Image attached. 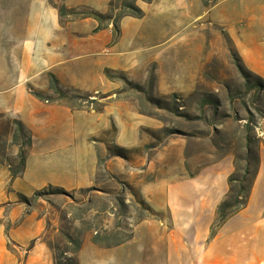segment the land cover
Wrapping results in <instances>:
<instances>
[{
	"label": "crops",
	"instance_id": "crops-1",
	"mask_svg": "<svg viewBox=\"0 0 264 264\" xmlns=\"http://www.w3.org/2000/svg\"><path fill=\"white\" fill-rule=\"evenodd\" d=\"M112 1L62 0L70 9L101 13L108 12ZM137 5L144 15L122 17L121 35L113 42L112 23L95 32L99 24L95 18H63L51 0H0V121L21 120L33 138L20 175L11 180L9 166L0 163V264H55L54 251L44 239L45 217L29 212L19 195L30 197L50 184L91 186L98 155L89 138L106 129L111 120L119 134L125 131L115 108L119 101L102 111H88L47 100L55 93L49 73L55 74L62 90L102 92L112 100L118 84L106 69H135L145 50L162 45L158 42L151 47L149 40L152 33L165 31V18L177 14L181 18L194 5L199 8L194 17L207 14L226 26L245 67L264 77V46L253 31L255 25H264L263 6L257 13L256 4L215 3L206 11L201 0H137ZM89 116L103 120L97 133L87 136L90 145L85 144ZM234 169L233 156H227L196 175L169 182L162 197L151 201L155 209H165L162 218L142 221L133 237L118 246L102 247L91 238L84 239L78 252L80 264H264V149L247 205L213 227ZM7 201L13 202L9 210L2 205ZM140 234H145L142 240ZM35 238L23 258L9 248L11 240L14 248L21 249Z\"/></svg>",
	"mask_w": 264,
	"mask_h": 264
},
{
	"label": "rangeland",
	"instance_id": "rangeland-1",
	"mask_svg": "<svg viewBox=\"0 0 264 264\" xmlns=\"http://www.w3.org/2000/svg\"><path fill=\"white\" fill-rule=\"evenodd\" d=\"M113 1L112 8L123 5V0ZM201 1L202 10L206 11L215 3L256 4L257 13L261 6L264 8V0ZM198 12L199 8L192 5L191 11L182 13L181 18L180 14L165 18V31H153L149 40L151 47L158 42L162 45L145 50L142 63L135 69L113 73L118 87L112 100L102 92L83 90V95L92 96L82 99L70 87L65 92L73 100L58 93L49 96L51 101L56 98L68 105L73 102L91 107L113 106L119 101L115 108L121 114L120 123L126 126L124 133L119 134L111 120L106 129L97 133L102 118L87 117L85 144L89 133L96 132L89 142L100 158L91 186L63 187L62 194L45 187L40 189L45 190V195L36 197L34 192L30 197L25 195L27 199L21 194L18 197L29 212L45 217L44 239L55 247L54 255L61 262H66L64 257L77 255L71 251L74 244L66 233L82 241L92 240L94 230L98 229L103 236L110 232L106 241L112 242L134 233L142 221L162 218L165 209H155L152 202L162 197L168 183L196 175L203 167L227 156L235 159L229 142L232 136L228 135L242 130L246 119L240 118L249 116L245 104L254 113L257 107L264 108V91L259 99L254 95L256 88L248 91L255 77H243L240 70L243 64L226 26L214 22L207 14L196 19L194 15ZM242 14L247 15V10L243 9ZM253 31L264 46V25H255ZM91 99L95 100L89 102ZM256 119V132L264 135V122L258 116ZM15 130L9 120L0 121V163L8 165L10 171L21 167L20 148L13 139ZM18 142L23 145V138ZM2 205L9 210L13 202ZM5 225L10 227L11 223L6 221ZM144 235L139 238L142 240ZM26 249L12 246V251L20 252L22 258ZM69 249L68 255H63Z\"/></svg>",
	"mask_w": 264,
	"mask_h": 264
},
{
	"label": "trees",
	"instance_id": "trees-1",
	"mask_svg": "<svg viewBox=\"0 0 264 264\" xmlns=\"http://www.w3.org/2000/svg\"><path fill=\"white\" fill-rule=\"evenodd\" d=\"M145 1H151V0H145ZM55 4V3H54ZM123 5L120 7L121 10L119 12H116L117 9H120L119 7L117 9L112 8L114 6V1H112L109 5V11L107 13H101L94 9L89 8H83L79 10L70 9L65 6L64 3L61 5L55 4V6L58 8L59 13L61 17H67V16H73L74 18H86V17H93L95 18L99 24L95 28V32L109 26L110 23L113 25V42L117 41L121 35V29L119 22L122 17L126 15H131L135 17H142L144 15V11L137 5L136 0H123ZM240 62L243 61L240 57ZM241 73L243 74V77L249 79L252 75H254L255 80L253 84H251L248 89V91H251L252 89L256 88V92L254 95L256 98H260L263 91H264V78L258 74L248 72L244 66H240ZM114 72L110 69H106V74L110 79H113L115 75ZM253 77V76H252ZM49 80H50V87L53 89L55 93H58L60 97L70 98L73 100L72 96L67 95L65 90L60 89L59 87V81L55 74L49 73ZM250 82V81H249ZM71 89L77 93H79V97L82 99H89L92 95L91 94H82V90L78 88L71 87ZM36 95L40 97H44L39 92L33 90ZM107 97V95L105 96ZM68 98V99H69ZM47 100L51 101L52 99L50 97L46 98ZM95 99H91L92 102ZM53 101H58V99H53ZM69 106L73 107L74 109H81V110H96V111H102L105 107V105H100L98 107H91L90 105H84V104H74L73 102L69 104ZM245 107L249 113V116L247 118H240V119H246V122L242 125V130L235 132L232 135H228V138L232 136L231 141L229 142L233 145L232 151L234 154V166L235 169L233 173L229 177V192L227 193V196L225 199L218 205L217 208V218L213 224V227L220 226L229 216L233 215L243 207H245L248 203L249 196L251 194L255 179L257 177L259 167H260V148L261 145L264 146V135H259L256 132L257 128V116L262 119L264 122V108L263 107H257V113H254L251 109H249L250 106L248 104H245ZM230 117V115H228ZM11 123H13L16 126V130L13 133V139L14 142L18 144L19 146V159L21 163V167L14 171L11 169V180H13L15 177L20 175L25 169V161L27 156V150L28 147L32 144V135L31 133L25 128V125L21 120L13 119L10 120ZM20 138H23L24 142L23 145L18 142ZM98 155V154H97ZM100 158L98 157V163ZM47 187H50L53 192L52 193H58L62 194L65 193V189L61 186L56 185H49ZM92 189V188H91ZM34 195L36 197L45 195V190H37L35 191ZM21 197L23 199H27V197L23 194H21ZM91 230V227L88 228V231ZM106 235L103 236L102 232H100L98 229H95L92 234V241L102 247H114L118 246L127 240L131 239L133 237V232H131L128 236L121 239H116L114 241H106V237L110 235V232L106 231ZM82 234V233H80ZM71 243L74 244V248L71 249V251L76 256H68L64 257L66 262L63 263L59 260L58 255L55 253V264H80L79 258H78V252L80 251L82 247V239L74 238L71 234L65 235ZM37 241V238L32 239L27 247V250H30L35 245V242ZM12 244H15L12 240L9 242V248L12 249ZM51 248L55 250V247L49 243ZM70 251L66 250L63 255H68L67 253ZM62 254V253H61ZM60 254V255H61Z\"/></svg>",
	"mask_w": 264,
	"mask_h": 264
}]
</instances>
